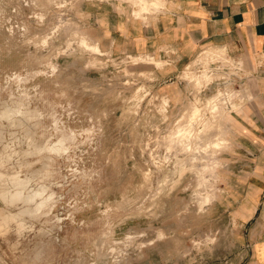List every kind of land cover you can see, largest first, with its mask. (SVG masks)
<instances>
[{"label":"rangeland","instance_id":"obj_1","mask_svg":"<svg viewBox=\"0 0 264 264\" xmlns=\"http://www.w3.org/2000/svg\"><path fill=\"white\" fill-rule=\"evenodd\" d=\"M103 1L0 0V221L45 201L20 216L23 226L0 231V264H243L246 236L226 178L227 163L235 167L226 116L236 107L225 104L220 127L205 132L228 139L215 171L204 172L208 186L188 164L195 150L167 147L195 97L204 119L218 90L236 91L241 108L247 86L236 62L227 53L208 63L196 57L192 71L212 75L200 87L181 77L185 68L163 81L166 62H134L137 54L114 55L99 43L85 7ZM114 3L135 19L161 9L133 16L131 0ZM58 142L60 149L40 148ZM17 182L23 195L43 192L11 204L1 194Z\"/></svg>","mask_w":264,"mask_h":264},{"label":"crops","instance_id":"obj_2","mask_svg":"<svg viewBox=\"0 0 264 264\" xmlns=\"http://www.w3.org/2000/svg\"><path fill=\"white\" fill-rule=\"evenodd\" d=\"M114 2L85 7L99 43L114 55L163 59L171 68L163 81L211 48L224 49L238 65L247 92L235 116H226L235 127L227 152L235 167L227 163L226 178L235 182L237 220L246 236L239 246L243 264H264V0H165L145 20L133 18L128 5L116 10Z\"/></svg>","mask_w":264,"mask_h":264},{"label":"bare ground","instance_id":"obj_3","mask_svg":"<svg viewBox=\"0 0 264 264\" xmlns=\"http://www.w3.org/2000/svg\"><path fill=\"white\" fill-rule=\"evenodd\" d=\"M131 2L133 3V5H135L134 7H136L134 10H132V13L135 14L133 16L143 17L142 15H144V13L146 14L150 10L153 11L155 9L161 8V5L163 6V0H131ZM164 2H165V0H164ZM80 42L82 45L89 47L92 50L101 51L99 44L96 42L95 43L90 42L86 36H81ZM224 53H225L224 49H222V48H216V49L211 48V49L202 51L197 57H198L199 61H201L203 63H208L207 61L209 59H213V58H217L216 60L221 58L223 60ZM143 56H146V57H143ZM148 56L149 55H143L140 53V54L133 56L132 60L134 62L140 61V60L141 61L151 60V61H153V64H154L153 66L162 65L165 63V61H163V59H160V58L156 59L154 57H150V56L148 57ZM195 62H197V58L195 59ZM195 62L192 61L191 63H189V65H187L185 67V69L181 73V77H184V78H187L188 80L194 81L195 86L200 87L202 83L210 82L212 80V75H211V72L209 73V71H208L209 69L208 70L204 69L199 74L193 72L192 71V65ZM205 66H206V64H205ZM212 73H213V71H212ZM231 89H233V88H231ZM238 95L239 94L234 90H230L226 94L222 93L221 90H218L216 94H214L211 97L209 96L210 98L208 97L209 99L206 101L205 107L210 110L211 115H210V118H205V119H204V115L202 113L203 110H201L202 107L200 108V106L197 103L199 101L198 96L195 97L194 99L196 101L191 104V107L188 110V113L187 114L183 113V114L187 115V120L184 122L181 120L183 123L181 125H179V123H180L179 122L178 123L179 126L177 125L178 127H176V129L173 131V134L168 137L169 140L167 139L169 141L167 143V147H169V148L170 147H177L178 149H193V150H195L192 157L188 160V164L191 165L192 167L196 168L195 173L198 176L199 185L200 184L206 185V183L208 181L205 177L204 172L210 171L214 167L218 166L220 161L216 157V151L219 148L223 147L224 145L226 146V139L223 136L218 134V136H216L215 139L206 138L205 132L207 130H209L214 125L216 127H220V125H221L220 122L222 121L221 119L224 117L223 116V113H224L223 107L225 106V104L231 103L234 107H236V110L238 111L239 108L237 106H235V104H233V102H232L233 98L238 97ZM238 100H240V99H238ZM167 102H168V97L163 98V102H162L163 106L166 105ZM183 114H182V117H183ZM197 124H199L198 128H196V126H195ZM7 130H9V129H7ZM166 142H164V143H166ZM61 147H62L61 143L58 142V144H56V145L55 144L50 145V146L43 145L40 148L51 149V150L54 149L55 150V149H60ZM200 149H202V151H200ZM0 154H1V152H0ZM4 155H5V152H4ZM4 155H0V165L4 161V157H5ZM7 158H8V156H7ZM213 171H215V170L213 169ZM2 176L3 175L0 172V178ZM11 176H13V175H11ZM206 186H208V185H206ZM8 190H6V191H8ZM22 191H23L22 190V183L17 182V184L15 185V187L11 191L6 192V193L3 191L4 193L1 195H2L3 199L7 200L8 202H11V204L16 202L19 199H22L25 203L26 201L29 202V201L33 200L37 195L41 194V192H43V189H37L32 193L29 192V194L25 193L26 195H23L24 192H22ZM205 198L208 199L209 195ZM22 200H21V202H22ZM43 200H42V202L36 203L31 208L27 207L26 209L19 210L16 213H10L11 211L9 213H6L3 216L2 220L0 221V231L7 233L9 231V228H10V225L12 222H17L19 227L23 226V223L19 219L20 216H22L25 213H28L31 215L36 214L39 211V209L42 207V205L45 203V201H43ZM6 211H9V210H6Z\"/></svg>","mask_w":264,"mask_h":264}]
</instances>
